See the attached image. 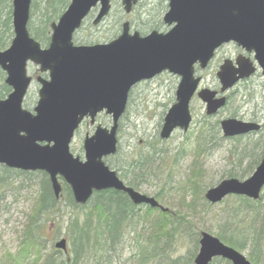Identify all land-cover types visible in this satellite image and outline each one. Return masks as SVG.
Listing matches in <instances>:
<instances>
[{
    "label": "water",
    "instance_id": "1",
    "mask_svg": "<svg viewBox=\"0 0 264 264\" xmlns=\"http://www.w3.org/2000/svg\"><path fill=\"white\" fill-rule=\"evenodd\" d=\"M138 0H121L129 13ZM31 0H11L13 37L9 46L0 50V69L9 93L0 98V164L20 171L45 172L56 199L60 197L61 178L70 188L76 203L85 204L93 192L114 189L127 193L135 204L159 206L145 194H138L117 176L103 160L117 149L116 130L123 116L128 95L137 83L168 72L179 77L174 103L163 117L159 131L162 140L173 131H186L191 123L189 104L196 95L205 103L207 115L215 114L226 104L218 91L198 90L200 76L195 65L207 67L215 50L234 42L247 52L264 75V0H168L162 22L166 32L150 31L140 36L130 32L127 21L120 34L107 43L75 45L73 34L90 11L98 8L92 24L97 25L109 12L111 0H70L50 25L46 47L30 36L27 30ZM37 65L47 79L37 77L38 99L32 111L22 102L31 83L27 63ZM255 66L238 55L234 63L224 59L216 72L224 93ZM111 118L110 127L97 124L82 142L83 158L73 155L69 147L75 131L85 119L95 123L98 114ZM224 137L258 131L251 121L226 118L219 122ZM264 186V152L253 172L245 179L225 178L205 191V199L218 203L229 195L259 198ZM163 211L164 207H160ZM194 264H209L214 257L231 264H251L238 250L205 231L200 233ZM54 247L67 251L61 238Z\"/></svg>",
    "mask_w": 264,
    "mask_h": 264
},
{
    "label": "rangeland",
    "instance_id": "2",
    "mask_svg": "<svg viewBox=\"0 0 264 264\" xmlns=\"http://www.w3.org/2000/svg\"><path fill=\"white\" fill-rule=\"evenodd\" d=\"M44 1L31 0L30 9L32 13H30L27 24L28 30L32 27L33 20L38 23L39 12L36 10L39 9V6H44ZM69 1L56 0L55 12L62 4H66L60 8L62 11L49 21L48 35H50V23L57 21ZM4 2L5 5L9 3L11 6V0ZM4 2L1 3L0 7ZM167 2L168 0H138L133 9L129 13H125L122 9L121 0H111V7L107 16L97 25H93L92 21L98 11L97 8L93 9L81 27L73 34V42L77 45L105 43L120 34L121 25L125 21L129 23L130 32L137 31L141 36L152 30L166 32L169 27L163 23L159 25L158 20L162 21V16L167 10ZM144 3H147L146 9L151 14L148 17L146 11L139 9V6ZM9 8H3L2 14L5 15L4 11ZM33 10L36 14L33 13ZM44 18V16L41 17V19ZM142 21L146 22V25H142ZM0 35L1 41L3 44L5 43L4 48H7L13 37L12 26L2 28ZM40 44L44 48L47 43L42 42ZM238 55L249 58L256 66L252 52H245L235 43H226L217 49L206 68L199 69L196 67L195 73L201 78L198 88H208L219 92L220 84L216 76L219 65L224 59L233 62ZM256 67V71L250 77L238 81L232 88L218 94V96L224 95L226 97V104L215 114L206 115L205 103L193 96L189 104L192 120L188 130L184 132L177 129L165 140L159 138V131L164 114L174 103L179 77L168 72H162L150 80L136 84L129 93L126 111L119 120L118 151L115 155L105 158L111 160L109 161L113 166L111 169L115 170L118 175L124 174L126 177L129 173L119 171L120 166L132 158L135 159L139 152H145L148 144H152L156 150H161L162 153L168 155V161L166 165L160 168L158 164L162 159L158 158L162 155L161 153L154 155L153 158L156 161L152 170L158 178L154 173L143 178L138 177L140 180L138 190L149 196H154L155 193L160 192V203L180 215L181 222L183 221L181 225L188 226L198 233L206 231L216 236L220 225L227 219V208L231 206L232 196L225 197L219 203L210 204L204 198L205 191L225 179L223 176L230 170L232 163L236 160V154L242 148L250 147V145L259 142V150L256 149V151L264 150V75H262L261 69ZM27 74L32 77L33 81L23 100V107L30 111L38 98L39 84L35 78L44 77V75L40 73L38 66L31 62L27 64ZM4 76V72H2V82ZM226 118L253 121L261 124L262 128L259 133L237 136L239 137L237 140L235 137L225 138L219 122ZM97 123L108 127L111 123L110 116L101 113L97 116L94 125L90 124L88 120L81 123L71 140L69 147L71 153L78 155L81 159L83 158V139L85 135L93 133ZM206 131L209 135L200 144L203 147V152L197 153L194 137L199 132L205 133ZM241 162L243 165L246 159H242ZM115 166L116 168H114ZM32 173L33 175L30 176L10 173L9 180H12L13 183L6 191L5 199L0 205V264H41L44 256L55 249L53 247L54 242L62 237L67 238V219L71 211L63 202H60L56 218L47 221L39 229V235L44 236L45 240L40 242L39 247H26L23 234L36 205L40 181L39 171ZM193 181H196L199 186L196 193L191 190L194 185ZM262 195L264 196V188ZM173 239L169 244L171 251L169 253L172 256H181L180 264L185 262L190 253H193L191 259L193 260L198 250V242L194 244L190 239L189 241L187 239ZM123 241L120 246L115 247V251L109 252L110 255L107 256L106 260L97 263L92 255H88L77 264H136L137 253L134 235L126 236ZM241 253L249 260L247 251ZM56 257L57 260H62L65 259V254L62 251L57 252ZM216 260L214 264H226L221 259ZM251 264L254 263L251 262ZM258 264H264V254Z\"/></svg>",
    "mask_w": 264,
    "mask_h": 264
},
{
    "label": "trees",
    "instance_id": "3",
    "mask_svg": "<svg viewBox=\"0 0 264 264\" xmlns=\"http://www.w3.org/2000/svg\"><path fill=\"white\" fill-rule=\"evenodd\" d=\"M7 0H0L1 3ZM56 0H45L44 6L38 10L39 18L38 23L32 21V27L28 30L30 35L38 42H48L49 35L47 34L49 21L59 14L66 3L62 4L58 11H54ZM147 3L139 6V9L146 11L147 17L150 16L149 10L146 9ZM9 8L3 15V8ZM31 8V5H30ZM133 9V8H132ZM37 12V10H36ZM33 10V13H35ZM30 13L32 10L30 9ZM153 15V14H152ZM44 16V19L41 17ZM157 16V15H156ZM35 19V17H34ZM11 20V6L8 3L0 7V33L2 28L10 26ZM159 25L162 21L158 20ZM37 24V25H36ZM142 25H146V22H141ZM5 44V43H4ZM0 35V50L4 48ZM2 77V71L0 69V80ZM7 87L2 80L0 81V98H2L8 91ZM258 131L257 133H259ZM209 133L199 132L195 135V142L199 146L208 137ZM245 136V135H243ZM239 137H235L237 140ZM259 142L250 145V147L242 148L235 156V162L232 163L231 169L224 175L225 178L235 177L242 179L248 176L253 168L258 164L261 159L264 150H259ZM153 147V148H152ZM152 144H148L145 152H139L135 159L126 161L125 164L120 166L119 171L123 173H129L130 171L137 174L139 178L149 176L150 173L155 172L152 170V166L149 163L152 161L154 155L160 154L162 159L158 165H166L168 161V155L162 153L161 150H156ZM151 148V150H149ZM256 149H258L256 151ZM118 151V146H117ZM116 151V153H117ZM115 153V154H116ZM242 159H246V162L242 165ZM106 163L112 168L108 159H105ZM113 163V162H111ZM157 166V165H156ZM119 167V166H117ZM116 168V166L114 167ZM10 173L15 175H33L32 172H24L20 170H14L0 165V205L5 199L6 191L11 187L13 181L10 179ZM40 175V187L39 194L36 200L34 211L31 213L29 223H27L23 239L27 244L26 247L35 248L39 247L40 242L45 240L44 236L39 235V229H41L47 221L54 220L59 211V203L63 201L65 206L70 208L69 224L66 228V234L68 239V250L65 253V259L57 260V252L59 250H53L46 254L41 261V264H77L78 262L88 255H92V258L98 263L99 261L106 260L109 252L115 249L113 248V240L115 235L114 229L117 226H111L107 224L106 230L99 231L98 228L101 225L97 220L98 213L105 211L108 218L113 219L114 224L125 222L130 216L133 215V204L127 199V197L121 192L113 189L101 190L94 192L89 201L84 205H78L75 203L70 188L65 183H62V191L60 199H56L51 190L47 175L44 172H39ZM119 177L126 184H131L125 178L124 174H120ZM194 185H198L196 181L192 182ZM160 192L155 193V196L160 198ZM154 211L157 213L155 214ZM153 219L150 220V228L145 229L143 234L137 237L138 252L135 263L136 264H180L181 256H172L169 253L168 246L174 240L189 239L195 244L198 242V232L193 231L188 226H183L181 223L180 215L176 212H172L169 208L166 212H162L156 209L152 210ZM227 219L220 225L219 231L216 236L225 244L232 246L238 251H247L249 260L258 264L264 254V196L260 194L257 200L249 199L245 196H232L231 206L227 208ZM144 223L147 220L142 221ZM258 223V224H257ZM107 232L106 235L105 233ZM111 233V234H110ZM116 250V249H115ZM114 250V251H115ZM171 252V251H170ZM185 259V262L181 264H191L192 254ZM217 261L213 260L210 264H214ZM223 261V260H222ZM226 262V261H224ZM228 263V262H227Z\"/></svg>",
    "mask_w": 264,
    "mask_h": 264
},
{
    "label": "bare ground",
    "instance_id": "4",
    "mask_svg": "<svg viewBox=\"0 0 264 264\" xmlns=\"http://www.w3.org/2000/svg\"><path fill=\"white\" fill-rule=\"evenodd\" d=\"M43 4H44V2H43ZM39 6V5H38ZM39 9L38 10H40L41 8H42V6H39L38 7ZM37 10V11H38ZM2 71V70H1ZM205 114H206V112H205ZM207 115V114H206ZM118 126H119V124H118ZM117 131H118V127H117V130H116V139H117ZM233 137H237V136H233ZM226 138V137H225ZM153 148V147H152ZM149 150H151V148H149ZM196 152L197 153H199V152H203V147L202 146H198L197 144H196ZM155 159L153 158L152 159V161H150L149 163H151L150 165L151 166H153V164L155 163ZM1 165V164H0ZM163 167V165H160V168H162ZM231 169V168H230ZM229 171V170H228ZM227 171V172H228ZM226 172V173H227ZM138 174V173H137ZM137 174H133L131 171L129 172V174L125 177L128 181L130 180V182H131V184L129 185V184H126L125 182V184H126V186H128V187H130L134 192H136V193H138V194H141V192L138 190V187H139V185H140V180H139V178H138V176H137ZM251 174V173H250ZM249 174V175H250ZM248 175V176H249ZM118 177H119V175H117ZM155 176L158 178V176H157V174L155 173ZM247 176V177H248ZM247 177H245V178H247ZM120 178V177H119ZM233 178H235V177H233ZM47 179H48V181H49V178L47 177ZM238 179V178H237ZM239 180H243V179H239ZM49 184H50V181H49ZM39 187H40V182H39ZM50 187H51V184H50ZM199 189V186L198 185H193L192 187H191V190H192V192L193 193H196V191ZM105 190H108V189H105ZM114 190V189H113ZM115 191H117V190H115ZM262 191H263V189L261 190V193H262ZM118 192H121L122 194H124L126 197H127V199L130 201V203L131 204H133V215L132 216H130L125 222H122V221H120V223H118V224H114V221H113V219H111L110 220V218H108L107 216H106V213H105V211H100L99 213H98V216H97V220H99V223L101 224L100 226H99V228H98V230L99 231H101V230H106V227H107V224L109 223V225H113V226H117L115 229H114V233H112V235H115V237H113L114 238V240H113V248L114 247H118V246H120V244H122L124 241V238L126 237V236H128V235H134V238H135V242L137 241L136 239H137V237L139 236V235H141V234H143V232H145V229H149L150 228V220H152L153 219V213H152V210L153 209H156V210H159V211H162V212H166L167 210H168V207H166V206H163L161 203H160V198H158V197H156L155 195L154 196H151V197H153L156 201H157V203H158V205L159 206H157V207H151L150 205H148V204H145V203H142V204H135V203H133L132 202V200L129 198V196L127 195V193H125V192H123V191H118ZM199 193H201V191H199ZM38 194H39V192H38ZM143 194V193H142ZM205 194V193H204ZM146 195V194H145ZM147 196H149V195H147ZM205 198V197H204ZM206 200V199H205ZM207 201V200H206ZM222 201V200H221ZM220 201V202H221ZM61 202H63V201H61ZM208 202V201H207ZM64 203V202H63ZM76 203V202H75ZM209 203V202H208ZM219 203V202H218ZM76 204H78V205H81V204H79V203H76ZM211 204V203H210ZM214 204H216V203H214ZM64 205H65V203H64ZM160 207H164V208H166V210L165 211H163ZM71 211V210H70ZM154 213L156 214L157 212L156 211H154ZM69 218L70 217H68V224H69ZM144 220H147V222L146 223H144V222H142V221H144ZM68 226V225H67ZM202 231H200L199 232V237H200V233H201ZM206 232V231H205ZM208 233V232H207ZM106 235H109V234H107V232L105 233ZM111 234V233H110ZM210 234V233H209ZM215 236V235H214ZM217 237V236H216ZM198 240H199V238H198ZM224 243V242H223ZM138 244H140L139 242H136L135 243V247H136V253L138 252ZM198 247H199V245H198ZM232 247V246H231ZM233 248V247H232ZM170 249V246L168 247V250ZM235 249V248H234ZM237 250V249H236ZM169 252H170V250H169ZM197 252H198V250H197ZM197 252H196V254H197ZM190 254H192L193 255V253H190ZM196 254H195V256H196ZM194 256V257H195ZM187 258H189V257H187ZM215 259H221V261L223 260V262L224 261H226L225 263L226 264H231L228 260H226V259H223V258H220V257H214L210 262H209V264L213 261V260H215ZM193 260H194V258H193ZM193 260H191V264H194V262H193ZM228 262V263H227ZM183 263V262H182Z\"/></svg>",
    "mask_w": 264,
    "mask_h": 264
},
{
    "label": "flooded vegetation",
    "instance_id": "5",
    "mask_svg": "<svg viewBox=\"0 0 264 264\" xmlns=\"http://www.w3.org/2000/svg\"><path fill=\"white\" fill-rule=\"evenodd\" d=\"M44 75V77H46V74H43ZM261 127H262V125H261Z\"/></svg>",
    "mask_w": 264,
    "mask_h": 264
}]
</instances>
